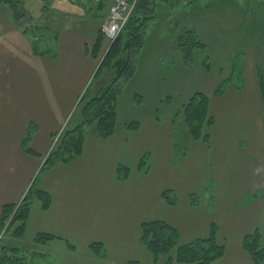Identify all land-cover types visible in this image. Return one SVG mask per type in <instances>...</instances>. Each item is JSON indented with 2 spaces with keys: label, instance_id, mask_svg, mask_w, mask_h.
<instances>
[{
  "label": "crops",
  "instance_id": "crops-1",
  "mask_svg": "<svg viewBox=\"0 0 264 264\" xmlns=\"http://www.w3.org/2000/svg\"><path fill=\"white\" fill-rule=\"evenodd\" d=\"M21 1L25 6L44 0ZM97 18L95 13L62 22L54 34L58 53L53 59L35 56L30 37L10 10L0 7V219L3 207L19 204L37 177L39 188L52 198L48 211L34 202L22 240L7 236L3 244L29 250L30 264L35 258L57 264H165L164 257L155 262L141 244L143 223H167L179 232L182 245L207 239L215 225L218 243L225 247L216 264H254L243 240L258 230L263 211L258 194L264 190V118L255 73L252 95H245V67L242 91L230 86L220 98L213 95L216 89L212 95L198 91L209 97L215 119L208 145L187 133L182 142L170 114L163 123L152 113L133 121L137 130L129 129L132 121L121 114L120 97L119 126L111 138L89 132L81 156L40 173L54 135L66 126L79 99L95 96L104 85L95 78L99 64L91 56L105 21ZM222 110L228 117L223 127ZM31 125L30 148L39 156L24 149ZM243 126L254 127L255 134L251 127L242 134ZM145 155L147 174L138 169ZM211 159L214 169L208 168ZM119 166L128 169L124 181L117 179ZM166 190L174 192L175 206L163 200ZM191 195L200 199L198 206L191 204ZM40 234L53 239L36 244ZM94 243L103 245L105 259L93 254Z\"/></svg>",
  "mask_w": 264,
  "mask_h": 264
},
{
  "label": "trees",
  "instance_id": "trees-1",
  "mask_svg": "<svg viewBox=\"0 0 264 264\" xmlns=\"http://www.w3.org/2000/svg\"><path fill=\"white\" fill-rule=\"evenodd\" d=\"M174 0H136V5L129 15L126 23L121 29L116 39L112 42L107 55L97 69L95 78L100 77L103 72H108L112 76L109 84L102 87L99 92L88 98L85 94L79 101L76 112L77 118L72 126H69L62 134L58 144L47 156L40 173L50 169L56 163L69 164L83 153L85 137L88 131H92L101 139L111 138L118 126V103L123 92L121 83H126L134 77L136 67V56L141 53L146 43L147 29L153 18V13L159 6V2L171 5ZM181 2V0H175ZM212 0H190V4L200 5ZM185 2V0H184ZM186 4V2H185ZM0 7H7L12 13L18 28L28 37H32L31 46L35 56H50L56 58L57 53L48 48L40 50L41 41L44 36L38 35L37 30L43 21L48 6H43L42 14L38 18L32 17L25 11L21 0H0ZM41 23V22H40ZM38 24V25H37ZM48 30V27H45ZM55 39L57 38V35ZM105 41L104 34L99 30L96 42L92 48L91 56L98 59V55ZM177 51L181 54L184 65L192 67L196 54L199 52L205 55L203 67L207 73L212 72V63L209 57L207 45L203 42L199 34L193 29H183L175 42ZM243 54L235 56L229 76L224 79L214 92V97H222L227 88L232 86L237 91H242L244 87V67ZM258 86L261 95L264 116V65L257 67ZM210 99L201 92H195L181 107L180 113L184 117L187 131L194 141L210 143L211 129L215 124V119L210 114ZM34 126H30L23 142L25 152L32 156L37 155L30 148V141L34 133ZM131 130L139 128L138 122L128 124ZM139 171L147 174L150 171L149 156L145 155L139 162ZM129 172L126 167L117 168V179L124 181L128 178ZM174 192L166 190L163 193V200L170 206L177 203ZM35 201L42 204V208L48 211L52 204L51 196L42 191L38 186V177L35 179L21 202L17 205L4 206L0 219V231L8 222L7 234L12 238L22 240L27 229L31 209ZM193 206H198L200 199L196 195L190 196ZM49 235H37L36 244H46L52 240ZM262 237L258 230L247 235L243 240V248L249 254L254 264H264V248L262 247ZM141 244L153 256L156 262L160 257H168L165 264H216L225 255V247L218 243L217 227L211 228V233L207 239H197L189 244L182 245L179 232L161 221L146 222L141 225ZM73 248V247H70ZM93 254L105 259L106 253L100 243L91 245ZM19 249L12 245H2L0 247V264H23L18 256ZM175 253V258L172 257Z\"/></svg>",
  "mask_w": 264,
  "mask_h": 264
},
{
  "label": "rangeland",
  "instance_id": "rangeland-1",
  "mask_svg": "<svg viewBox=\"0 0 264 264\" xmlns=\"http://www.w3.org/2000/svg\"><path fill=\"white\" fill-rule=\"evenodd\" d=\"M117 1L44 0L39 5L25 3L24 8L32 17L38 18L42 14L43 6L49 7L44 20L40 21L41 23L38 22L40 24L37 30L38 35L42 34L43 38H46L41 41L40 50L45 51L50 48L58 53V40L55 39L54 34L57 33L62 22L68 18L92 17L95 13H98L96 21L103 22ZM124 1L131 6L132 12L136 0ZM185 2L174 0L171 5L159 2L147 29L145 47L136 56L135 75L126 83H121L123 92L120 96L122 98L121 114L130 116L128 118L132 122L146 120L150 118V114L154 113V116L164 123L170 114L182 142L186 139L185 135L189 133L185 128L184 117L181 114L176 117V114L180 113L182 105L195 92L203 91L212 95L219 84L229 76L235 56L243 54V67L246 70L247 81L245 95L251 96L256 84L253 74L255 73L258 84L257 67L264 65V0H212L200 5L190 4V0ZM46 26L48 30L45 29ZM183 29L195 30L207 45L206 56L213 65L211 73L205 71L203 67L205 55L199 52L195 56L192 67L184 65L182 56L175 46L177 37ZM31 39L33 38L30 37V41ZM111 44L107 39L103 42L97 59L99 66ZM111 78L110 73L103 72L97 81L103 82L102 87H104L109 84ZM76 114L75 110L66 126L54 135L51 151L60 141L65 129L74 124ZM221 114L224 116L221 122L223 127L228 117L225 110H222ZM242 130L243 134L246 131L244 126ZM251 134H255L254 127H251ZM47 156L43 159V164ZM209 167L214 169L212 159ZM211 185L210 189L213 188L214 182ZM258 195L259 204H263L258 231L264 248V190H261ZM10 238L12 237L9 236L8 241ZM13 247L16 246L13 245ZM24 247L27 249L28 245L24 244ZM27 251L29 250L18 251L23 264H30L27 261L29 256L25 254ZM172 257L175 258V253H172ZM164 259L166 263L168 257ZM31 262V264H57L51 258L48 260L35 258Z\"/></svg>",
  "mask_w": 264,
  "mask_h": 264
},
{
  "label": "built area",
  "instance_id": "built-area-1",
  "mask_svg": "<svg viewBox=\"0 0 264 264\" xmlns=\"http://www.w3.org/2000/svg\"><path fill=\"white\" fill-rule=\"evenodd\" d=\"M132 8L124 0H118L114 6L111 7L107 20L105 21L102 32L105 38L112 42L116 39ZM6 227L0 232V244L6 235Z\"/></svg>",
  "mask_w": 264,
  "mask_h": 264
}]
</instances>
